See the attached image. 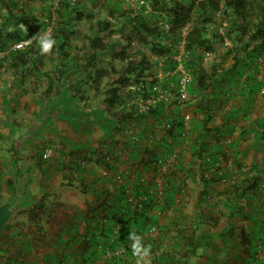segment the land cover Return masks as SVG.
<instances>
[{
    "label": "crops",
    "instance_id": "obj_1",
    "mask_svg": "<svg viewBox=\"0 0 264 264\" xmlns=\"http://www.w3.org/2000/svg\"><path fill=\"white\" fill-rule=\"evenodd\" d=\"M233 17L211 24L216 37L204 67L215 81L205 89L195 83L183 106L157 102L155 113L131 121L104 104L81 106L62 78L45 83L27 78L33 67L0 68V201L20 207L19 220L0 232V264H137L130 232L150 246L147 264H264V48L232 40L231 25L241 23ZM158 24L170 27L163 14ZM185 30L165 38L163 59L185 41ZM37 124L42 137L23 134H35ZM48 148L53 154L44 160ZM245 172L258 183L234 193ZM45 193L56 208L42 234L25 209ZM134 211L137 223L119 221ZM116 226L125 233L114 244ZM229 229L231 239L205 238Z\"/></svg>",
    "mask_w": 264,
    "mask_h": 264
},
{
    "label": "trees",
    "instance_id": "obj_2",
    "mask_svg": "<svg viewBox=\"0 0 264 264\" xmlns=\"http://www.w3.org/2000/svg\"><path fill=\"white\" fill-rule=\"evenodd\" d=\"M60 1L59 12L61 20L60 23L58 22L59 25L56 27V29H52L49 34L51 38L55 40V45L51 51H58V62L60 65L65 66L70 61H75L76 63L78 58L76 57L77 53L73 52L76 49H71L72 36L75 33L73 22L76 19H81L83 11H79V8H77L80 5L77 1ZM149 7L150 10L147 11L146 5H142L140 6V10H137L136 13H134L132 9L129 11L123 10L121 12V16L128 17L129 22L133 25V30L136 31L135 33L139 38L138 40L147 43L152 42V54L157 55V59H151V57L148 55L143 54L140 60L129 59L127 64H122L119 69H117L112 64L109 70L104 67H98L95 70V74L93 75L94 81L101 79L107 74L111 77L110 86L107 89V95L104 98V105L108 109L114 110L117 116L123 112L122 115L126 121L134 120L137 116H141L144 111H148L149 113H155L157 111L158 108L153 107V105L144 110H140V108L133 104L128 105L127 102L124 101L125 99L121 91L124 87L130 84L131 80L132 82L135 81L140 85L144 84V87H146L147 84L152 86L158 81V78L155 76V74L160 70L161 65H163V68L165 69L174 68L176 63L173 59L169 57L166 59L162 58L165 53L169 52L170 49V47L163 43V41L166 37L175 32L174 30H178L183 26H186L188 29L186 48L191 52V57L189 58V61H187L186 66L192 70L193 76L195 77V83L200 89L207 88L211 82L215 81L214 76L208 74L207 69L204 67L205 60H209L212 57L204 58L203 50L208 49L213 51V40L215 39L214 37H216V34L214 33V27H212L211 24H218V22H216V18L213 17L216 15V12H220V15H223L222 20L224 23L226 21H233L231 19V15H234V19L241 20V23L237 22V28H232L231 25L228 34L232 36V33L236 30V35L234 34L235 36L232 40L236 41L238 38L243 40L244 37H247L248 43L257 42L255 46L259 52H261V50L264 48V0H150ZM74 11L77 12V15L72 17L71 14ZM111 14L114 16V13L111 12ZM162 14L168 19V23H170V27L167 29L161 28L158 24V19L162 18ZM195 15H197V19L195 18ZM232 24L234 23L232 22ZM115 26L116 23L113 19H106V21L103 22L104 29L106 28L107 30H110V33H113L115 30L114 28H116ZM0 29L3 30V27H0ZM30 37L31 33L26 34L21 30V28L15 27L13 31L8 32V41L6 42L16 43L29 39ZM85 38L87 43L82 49V54L84 62L88 65H94L97 63V61L103 60V55L109 53L110 50L114 49V47H116L118 44L114 41H106V38L101 36L98 32L94 33L93 35H86ZM129 46L130 42L126 45H120L121 48L120 51L117 52V57H120L122 61L130 58V54L128 53ZM158 57L161 59H158ZM51 58V56L40 54V46L37 38H35L32 39L31 42L28 43L24 48L10 49L7 53L0 56V68L5 66L2 64V62H7V67L15 69L19 67L32 66L35 71L40 73V76L44 75L48 78H52L50 77V73L42 71V67L47 62L46 60ZM240 60L241 59L239 58H235L236 64L240 62ZM113 74H116V77H112ZM87 75L91 76L90 73H87ZM167 78H165L164 81L171 79L173 80L171 82H177L176 76L172 77L171 75ZM57 79L60 81L61 72ZM84 81V79L77 81V83H75L77 86L76 88H80L78 85ZM70 86L68 87V92L71 93L74 87L71 84ZM95 89L97 90L98 87L96 86ZM72 96L74 97L75 95ZM159 102L162 103L163 101ZM210 119V116L205 118L204 124L209 122ZM208 129L209 128H207V130ZM43 153L44 152L41 154V158L48 160L50 156L44 158ZM200 154L202 153H199V155ZM55 156L60 157V152L58 151V154L54 155L52 158ZM53 161L54 160H52V162ZM241 166L242 164L239 163V167ZM261 170H264V167ZM224 175H226L227 179L232 178L230 171L224 173ZM244 175L247 176V181H240L241 186H239V184L232 185L234 188V193L240 190V188L243 187L245 183L250 182L252 185L258 183V181H255L256 175L248 177V172H245ZM212 181H215L214 178H212L210 182ZM230 189L231 188H226V191H223L222 195L228 196ZM6 201L8 200H1L0 204ZM8 203H10L14 208V213L20 211V207L16 203L13 201H8ZM55 208V202L51 203V195L45 193L40 198V201L32 204L25 210L33 214V226L36 228V230L42 234H45L46 227L50 221V216L54 213ZM138 214L139 213L137 211H134L132 214L128 213L124 218L120 217L119 221L124 222L126 220V222L129 224L130 221L134 220L133 223L135 224L137 223L135 218L138 216ZM9 220L0 232L7 228ZM131 226H133V224L130 225V227ZM234 231V229H229L221 234L220 232H214L209 235L207 234L205 238L225 234L228 239H231L234 235ZM124 233L125 232H122V229L118 234H116L113 230V235L112 237L110 236L109 240L114 244L117 242L122 243L121 238ZM194 240L195 238H190L191 244L195 243ZM201 241L202 239H200L198 243ZM84 242H86V240H84ZM191 249L192 253L189 254L193 257L196 254L197 247L195 246ZM85 251L86 250H80V254H83Z\"/></svg>",
    "mask_w": 264,
    "mask_h": 264
},
{
    "label": "rangeland",
    "instance_id": "obj_3",
    "mask_svg": "<svg viewBox=\"0 0 264 264\" xmlns=\"http://www.w3.org/2000/svg\"><path fill=\"white\" fill-rule=\"evenodd\" d=\"M71 2H79V11H83L80 20H75L73 22V28L75 29V33L72 36V50L74 53H77V60L68 62L65 66L60 65L58 62L59 53L58 51H51L48 56H51V59H47L46 64L42 67V71L50 73V77L53 80H57L58 75L61 72V78L63 79L64 84L67 82V87L70 84L74 87L71 93H75L76 95L81 96L78 97L77 101L80 99L81 106L86 107H100L104 104V98L107 95V89L110 86V76L107 74L103 76L99 80H93V75L95 74V70L98 67H104L106 69L111 68V64L114 65L117 69L121 67L122 64H127L129 59L140 60L143 54L148 55L151 59H155L152 54L151 43L142 42L138 40L139 38L136 35V31L133 29V25L129 22L128 17L121 16V12L123 10L132 9L134 13L139 10L138 1L137 0H70ZM60 0H0V27H3V30L0 29V56L4 55V52H8L13 42L8 41V32L13 31L15 27L21 28L26 34L31 33V37H36V35L40 34L37 37V40L43 38L45 34H49L52 29H56L59 25L61 17L59 12ZM114 13V16L113 14ZM133 13V14H134ZM216 14V13H215ZM72 17L77 15V12H73ZM218 24L223 23V15H215ZM197 19V15H195ZM106 19H113L116 23V28L113 33H110V30L104 29L103 22ZM50 21V22H49ZM59 22V23H58ZM26 27L25 28L22 27ZM236 31V30H235ZM98 32L101 36L106 38V41H114L118 43L114 49L110 50L109 53L103 55V60L97 61L94 65H88L84 62L82 49L86 45V35H93ZM30 37V38H31ZM12 41V40H10ZM155 41V40H153ZM130 42V46L128 48V53L130 54L127 60L122 61L120 57H117V52L120 51L121 44H128ZM120 43V45H119ZM75 48V49H74ZM78 49V50H77ZM157 59V58H156ZM155 59V60H156ZM3 65H7V62H2ZM32 67V66H29ZM58 70V71H56ZM61 70V71H59ZM87 73H90L91 76H88ZM27 78L32 77L34 81L36 79L43 80V82L47 83L46 76H40L37 72L33 70V73L28 74ZM87 76V77H85ZM68 77V78H67ZM85 77V78H84ZM112 77H116V74H113ZM80 79H84L85 81L80 83L78 87L75 85L77 81ZM59 82V81H58ZM132 82V80H131ZM126 87H124L121 91L124 101L132 102V100L142 99V93L136 92L131 85L136 83L133 81L132 83ZM65 85V86H66ZM148 85V84H147ZM44 85L43 87H45ZM96 86L98 89L96 90ZM42 87V88H43ZM71 87V86H70ZM41 91H36L34 96L37 98L39 96L41 98ZM197 91V90H196ZM74 95V94H73ZM80 98V99H79ZM41 104L43 101H38ZM140 101L136 102L133 105L139 108L138 104ZM115 114V113H114ZM43 117H39L38 120L42 122ZM33 124V123H30ZM36 133L31 135L29 134V128L23 129V134L29 135L32 138H40L45 134V130L41 129L40 124H37ZM17 141H14V145H17ZM11 144V141H10ZM27 201H21V205H25ZM16 220H19L18 216L13 214L8 223H14ZM211 223H215L214 219H210ZM200 228H203L202 226ZM199 228V230H201Z\"/></svg>",
    "mask_w": 264,
    "mask_h": 264
},
{
    "label": "built area",
    "instance_id": "obj_4",
    "mask_svg": "<svg viewBox=\"0 0 264 264\" xmlns=\"http://www.w3.org/2000/svg\"><path fill=\"white\" fill-rule=\"evenodd\" d=\"M138 1V7L142 5H146L147 11H149L150 7V0H137ZM187 32L185 30L184 32V38L186 37ZM29 39H26L24 41H19L16 43H13L10 49H21L24 48L28 44ZM176 49L174 51V54H171V59L175 61L174 68L166 73L165 69L162 68L161 72H157L155 76L158 78V81L154 83L152 86L150 84L146 85L144 87V84H135L131 85V87L138 93H142L143 98L142 99H136L132 100V102L127 101L128 105L135 104L140 101V103H137L140 110L147 109L149 106L154 105L155 103L159 101H163L165 104L169 103H180L181 106H183L184 102H186V98L188 93L195 87V77L193 76L192 70L187 68L186 63L189 61V58L191 57V52L186 48V39L181 43V45L178 47L176 46ZM6 52H4L5 54ZM213 52L210 50H203V56L204 58L212 57ZM167 58L169 57L168 54L166 55ZM176 76V83L171 82L173 80H167L164 81L165 78L169 76ZM168 79V78H167ZM168 83V84H166ZM166 84V85H165ZM185 119H189L190 115L189 113L184 114ZM169 126V124H167ZM53 150L48 148L44 151L43 157L47 158L53 154ZM122 229V226H116L114 228V232L116 234L120 233ZM122 250L119 249L118 252H121Z\"/></svg>",
    "mask_w": 264,
    "mask_h": 264
},
{
    "label": "clouds",
    "instance_id": "obj_5",
    "mask_svg": "<svg viewBox=\"0 0 264 264\" xmlns=\"http://www.w3.org/2000/svg\"><path fill=\"white\" fill-rule=\"evenodd\" d=\"M219 14L220 12L217 13V15ZM22 27L25 28V31L27 30L25 26L22 25ZM220 34L224 36L223 33ZM39 36L40 34L36 35V37L29 38L28 43H30L32 39H35ZM38 43L40 46V54L47 55L51 53V50L55 45V40L51 38L50 34H45L43 38H40L38 40ZM127 238L133 241L130 247L132 249L133 255L137 257V264H147V258L150 256V252H151L150 246L143 245L142 237L136 234L135 232H130Z\"/></svg>",
    "mask_w": 264,
    "mask_h": 264
},
{
    "label": "water",
    "instance_id": "obj_6",
    "mask_svg": "<svg viewBox=\"0 0 264 264\" xmlns=\"http://www.w3.org/2000/svg\"><path fill=\"white\" fill-rule=\"evenodd\" d=\"M14 212L15 210L10 203L4 202L0 204V231L4 228Z\"/></svg>",
    "mask_w": 264,
    "mask_h": 264
}]
</instances>
